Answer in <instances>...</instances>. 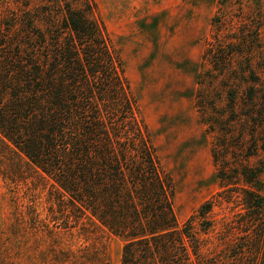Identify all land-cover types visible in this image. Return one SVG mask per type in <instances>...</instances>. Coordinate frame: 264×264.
I'll return each mask as SVG.
<instances>
[{"label":"trees","instance_id":"obj_1","mask_svg":"<svg viewBox=\"0 0 264 264\" xmlns=\"http://www.w3.org/2000/svg\"><path fill=\"white\" fill-rule=\"evenodd\" d=\"M229 94L234 116L217 124H264V90L250 89L245 110ZM0 149L18 171L40 176L61 228L123 239L120 264H264V170L218 168L224 186H249L235 191L244 213L206 250L196 221L205 233L213 227V201L180 224L172 179L95 0H0ZM76 256L60 254L54 264H112L97 242Z\"/></svg>","mask_w":264,"mask_h":264},{"label":"rangeland","instance_id":"obj_2","mask_svg":"<svg viewBox=\"0 0 264 264\" xmlns=\"http://www.w3.org/2000/svg\"><path fill=\"white\" fill-rule=\"evenodd\" d=\"M95 1L172 179L180 224L213 201V227L205 233L196 221L207 250L244 213L242 194L235 191L249 186L243 180L224 186L218 168L230 164V174L245 165L264 170V124H217L234 116L229 93H236L238 108L245 110L250 89L264 90V0ZM253 139L260 141L256 154ZM13 163L0 149V264H54L60 254L84 256L92 242L108 246L111 263L120 264L123 239L92 229L87 239L61 228L51 218L40 176ZM258 185L264 194V171Z\"/></svg>","mask_w":264,"mask_h":264},{"label":"bare ground","instance_id":"obj_3","mask_svg":"<svg viewBox=\"0 0 264 264\" xmlns=\"http://www.w3.org/2000/svg\"><path fill=\"white\" fill-rule=\"evenodd\" d=\"M207 168V167H206ZM207 173V172H206ZM211 189V188H210ZM183 193V192H182Z\"/></svg>","mask_w":264,"mask_h":264}]
</instances>
